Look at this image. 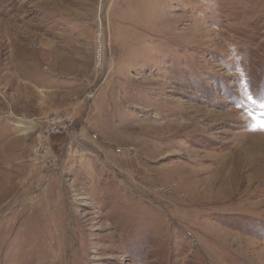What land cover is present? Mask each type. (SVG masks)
Instances as JSON below:
<instances>
[{
  "label": "rangeland",
  "instance_id": "374dc122",
  "mask_svg": "<svg viewBox=\"0 0 264 264\" xmlns=\"http://www.w3.org/2000/svg\"><path fill=\"white\" fill-rule=\"evenodd\" d=\"M262 103L264 0H0V264H264Z\"/></svg>",
  "mask_w": 264,
  "mask_h": 264
},
{
  "label": "bare ground",
  "instance_id": "6f19581e",
  "mask_svg": "<svg viewBox=\"0 0 264 264\" xmlns=\"http://www.w3.org/2000/svg\"><path fill=\"white\" fill-rule=\"evenodd\" d=\"M196 114V113H195ZM186 117V116H185ZM185 119V118H184ZM171 120V119H170ZM171 128V129H170ZM142 130V129H141ZM168 130H173L175 133H170L169 134V136L168 137H174L175 135H176V133H177V131L175 130V128L174 127H172V126H170V127H168ZM183 130V129H182ZM187 130V129H186ZM180 132V131H179ZM144 136H145V134H143ZM136 137V136H135ZM146 137V136H145ZM148 137V139L146 140L147 142H148V144L149 143H152V144H154L155 142H156V140L158 139V140H160L161 138H160V135L158 136V135H153V134H150V135H148L147 136ZM165 138V137H164ZM136 139H137V137H136ZM144 139V138H143ZM163 139V138H162ZM131 141V140H130ZM142 143H145V142H142ZM146 146H148L147 144H146ZM145 146V147H146ZM141 147V146H140ZM147 152V151H146ZM155 154H156V152H155ZM177 167H178V165H177ZM164 168V167H163ZM176 172V171H175ZM175 174H177V173H175ZM214 175V174H213ZM175 176V175H174ZM153 180H154V178H153ZM172 180V179H171ZM264 182V181H263ZM263 201H264V199H263Z\"/></svg>",
  "mask_w": 264,
  "mask_h": 264
},
{
  "label": "snow or ice",
  "instance_id": "6c2138e0",
  "mask_svg": "<svg viewBox=\"0 0 264 264\" xmlns=\"http://www.w3.org/2000/svg\"><path fill=\"white\" fill-rule=\"evenodd\" d=\"M249 99H252L251 96L248 97ZM261 107H264V103L261 104ZM261 128L264 129V124L261 125Z\"/></svg>",
  "mask_w": 264,
  "mask_h": 264
}]
</instances>
